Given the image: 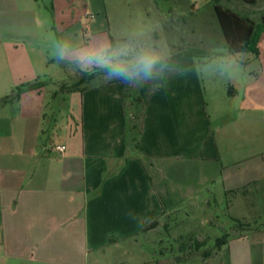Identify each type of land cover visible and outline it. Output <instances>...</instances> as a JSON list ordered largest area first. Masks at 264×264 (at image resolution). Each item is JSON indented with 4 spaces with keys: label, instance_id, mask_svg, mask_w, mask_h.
Returning a JSON list of instances; mask_svg holds the SVG:
<instances>
[{
    "label": "crops",
    "instance_id": "1",
    "mask_svg": "<svg viewBox=\"0 0 264 264\" xmlns=\"http://www.w3.org/2000/svg\"><path fill=\"white\" fill-rule=\"evenodd\" d=\"M40 5L0 0V79L21 83L38 76L33 62L42 63L43 56ZM59 50L62 56L65 49ZM259 57L261 73L252 82L257 89L250 87L251 104L239 108L245 128L264 125L258 116L264 52ZM132 70L68 92L62 129L49 145L39 142L47 105L42 89L13 101L21 104L13 118L9 103L0 104V264H192L194 257L207 264L201 249L212 236L171 235V224L181 222L175 217L195 209L182 210L173 200L218 174L225 193L238 191L264 174V159L234 172L233 153L242 145L233 144L241 137L229 132L228 121L212 124L200 92L187 97L186 83H134ZM135 89L139 104L124 96ZM25 100L35 102L33 113ZM131 121L137 128L129 127ZM11 131L17 135L13 145ZM207 222L218 228L217 221ZM225 235L216 238L224 255L209 264H264L259 230ZM40 248L44 257L36 258Z\"/></svg>",
    "mask_w": 264,
    "mask_h": 264
},
{
    "label": "rangeland",
    "instance_id": "2",
    "mask_svg": "<svg viewBox=\"0 0 264 264\" xmlns=\"http://www.w3.org/2000/svg\"><path fill=\"white\" fill-rule=\"evenodd\" d=\"M40 4L43 56L42 63L37 59L33 62L38 76L21 83H12L11 78L2 77L0 100L11 96L15 87L33 83L37 77L45 83L40 94L42 101L47 103L41 110L44 121L39 142L42 145H49L60 134L64 123L66 104L62 99L68 92L60 89L61 84L70 85L82 72L95 67L116 64L123 67L144 57L159 61L190 48L202 53L179 57L158 71L141 72L133 78L142 83H186L187 97L200 92L212 124L224 126L228 121L229 132L241 137L233 144L242 145V152L238 149L233 153L234 172L245 173L253 161L264 159V125L260 129L245 128L239 116L243 102L251 104L252 96L248 91L257 89L252 82L261 73L259 53L264 52V39H261L264 34L258 41L257 54L250 51L229 53L211 0H40ZM220 5L257 23L264 19V1L247 4L242 0H220ZM111 39L114 47L110 49ZM60 47L65 49L62 56ZM97 58L110 63L102 66ZM104 78L112 79L99 76L89 83H99ZM34 95L28 93L25 97L29 99ZM13 101L7 104L10 118L17 114L16 109L21 105L11 104ZM25 101V106L33 113L37 109L35 102ZM258 116L261 123L264 108ZM234 118L236 122L232 125ZM16 137L15 131H11V145ZM217 176L198 182L194 185V193L186 191L173 200L182 210L192 205L195 209L192 214L175 217L181 222L171 224V235L189 231L212 236V241L201 249L205 252L203 262L207 264L219 261L225 253L224 249H221L222 254L218 252L217 237L229 234L231 229H243L236 220L264 235V174L244 188L227 193L220 175ZM209 220L217 221L218 228L210 227ZM34 252L36 258L44 257L45 249ZM197 258L191 259V263L198 264Z\"/></svg>",
    "mask_w": 264,
    "mask_h": 264
},
{
    "label": "trees",
    "instance_id": "3",
    "mask_svg": "<svg viewBox=\"0 0 264 264\" xmlns=\"http://www.w3.org/2000/svg\"><path fill=\"white\" fill-rule=\"evenodd\" d=\"M212 1V7L214 11V15L217 19L219 28L222 32L224 41L228 47L229 53L235 54L240 53L243 51H250L257 54V44L262 34H264V19H262L260 22H254L252 19L242 16L233 10L223 7L220 5V0H211ZM243 2L247 4H255L257 1H264V0H242ZM51 10V7H49ZM114 47V41L110 40V49ZM202 52L200 50L195 49H186L183 51H179L176 54H171L167 58L159 61H155L152 69V71H158L162 69L164 66L172 63L174 60L178 59L182 56H192L194 54H201ZM138 62H132L123 65V67L126 69V71H130ZM99 76H106V77H115L116 75L113 74V68L112 67H95L91 71L82 72L78 79L71 83L70 85L61 84L60 89L66 92L71 91H82L87 88V85L89 82L94 80L95 78ZM135 83H142L138 82V79L134 78ZM43 86H45V83L42 81H38L37 79L33 83H27L22 84L20 86L15 87V89L12 91V95L9 97H5L2 100H0V104H7L13 100H17L20 98L21 95L28 93V92H35L40 90ZM138 88V86H137ZM136 90L133 91H127L125 92V98L130 99L132 104H139L140 98L137 96ZM137 117H134V119ZM129 127L137 128L136 125L131 121ZM237 223L241 227H243L242 230H251V226L246 223H242L238 220H236ZM226 235H224L225 237ZM223 237V238H224ZM221 238V239H223ZM220 239L217 241L216 248H219L220 245ZM202 254H205L203 252Z\"/></svg>",
    "mask_w": 264,
    "mask_h": 264
},
{
    "label": "clouds",
    "instance_id": "4",
    "mask_svg": "<svg viewBox=\"0 0 264 264\" xmlns=\"http://www.w3.org/2000/svg\"><path fill=\"white\" fill-rule=\"evenodd\" d=\"M89 62H91V59L89 60ZM97 62L100 63L102 66L110 63L109 61H105L101 58H97ZM154 63H155V58L153 57L141 58L138 64H136L133 67V70L132 72L129 73V75L139 74L141 72H143L144 74H148L151 71ZM112 68L114 75H121L126 71V69L122 67L120 64L113 65Z\"/></svg>",
    "mask_w": 264,
    "mask_h": 264
},
{
    "label": "built area",
    "instance_id": "5",
    "mask_svg": "<svg viewBox=\"0 0 264 264\" xmlns=\"http://www.w3.org/2000/svg\"><path fill=\"white\" fill-rule=\"evenodd\" d=\"M55 150L58 152H62L64 150V147L63 146H56Z\"/></svg>",
    "mask_w": 264,
    "mask_h": 264
}]
</instances>
